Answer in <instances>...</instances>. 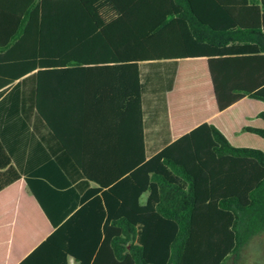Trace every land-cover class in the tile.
<instances>
[{"label": "trees", "instance_id": "1", "mask_svg": "<svg viewBox=\"0 0 264 264\" xmlns=\"http://www.w3.org/2000/svg\"><path fill=\"white\" fill-rule=\"evenodd\" d=\"M167 60L172 141L147 158L140 64ZM28 76L17 104L93 186L33 248L0 227V264H264V0H0V89ZM15 184L0 143V202Z\"/></svg>", "mask_w": 264, "mask_h": 264}, {"label": "crops", "instance_id": "2", "mask_svg": "<svg viewBox=\"0 0 264 264\" xmlns=\"http://www.w3.org/2000/svg\"><path fill=\"white\" fill-rule=\"evenodd\" d=\"M176 65L175 60L140 64L147 158L155 155L172 141L165 95L172 82ZM22 81H26L20 89L22 98H27L34 91L35 86L30 76L16 81L12 86L0 89V143L9 157L10 165L19 173L20 182L25 187L22 190L27 193L28 197L35 198L33 192L39 195L41 187L38 184L39 181L48 182L54 190H58L57 192L61 194H54L51 200H47L44 204L52 216L54 222L52 223L36 198L34 199L36 203L30 204L29 202L30 207L20 199H24V192L20 186H16L17 184L1 193L5 201L0 202V212L2 214L10 212L12 217L6 221L0 218V227L11 228L10 245L13 247V253L24 250L30 243L33 244L31 248L38 244L50 230L55 229L54 226L58 224L60 218L68 217L79 207V197L86 189L93 186V184L87 185L75 170L72 162L68 160L49 129L38 118L35 110H31L32 107L28 109L29 104L27 103L20 109V104H17L19 98L11 90ZM63 179L71 182V188L75 190L73 195L65 194L67 189L57 186V182H63ZM53 181L56 185L52 184ZM28 211H33L34 216L37 213L36 218L30 216ZM19 215L24 218H20ZM25 217L30 220L29 223H32L31 231L23 223ZM3 222L5 224H2ZM37 228L44 231L43 236L34 234ZM9 261L10 257L7 258V264L10 263Z\"/></svg>", "mask_w": 264, "mask_h": 264}, {"label": "rangeland", "instance_id": "3", "mask_svg": "<svg viewBox=\"0 0 264 264\" xmlns=\"http://www.w3.org/2000/svg\"><path fill=\"white\" fill-rule=\"evenodd\" d=\"M262 239L264 240V237H263ZM260 258H261V255H260L258 252H256V254H255L254 257H253V260L250 259L249 264H252V261H255V262H256V261H259Z\"/></svg>", "mask_w": 264, "mask_h": 264}]
</instances>
